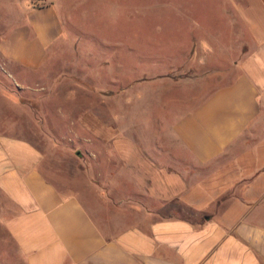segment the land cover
<instances>
[{
	"label": "crops",
	"instance_id": "1",
	"mask_svg": "<svg viewBox=\"0 0 264 264\" xmlns=\"http://www.w3.org/2000/svg\"><path fill=\"white\" fill-rule=\"evenodd\" d=\"M223 2L243 44L227 84L173 119H78L101 167L89 206L45 175L37 146L0 136V264H264V0ZM12 5L23 20L0 52L37 71L65 29L53 4Z\"/></svg>",
	"mask_w": 264,
	"mask_h": 264
},
{
	"label": "rangeland",
	"instance_id": "2",
	"mask_svg": "<svg viewBox=\"0 0 264 264\" xmlns=\"http://www.w3.org/2000/svg\"><path fill=\"white\" fill-rule=\"evenodd\" d=\"M14 1L29 0H0V42L23 20ZM48 4L65 32L41 69H20L0 52V136L37 146L45 175L65 192L79 191L89 206L87 184L101 167L91 160L81 115L94 110L117 119L124 112L129 127L192 110L229 82L242 38L229 36L223 0H31L30 7ZM0 237V259L7 261L9 238Z\"/></svg>",
	"mask_w": 264,
	"mask_h": 264
}]
</instances>
